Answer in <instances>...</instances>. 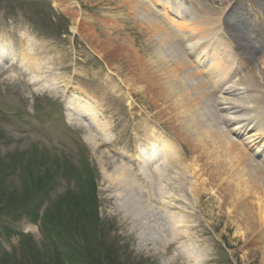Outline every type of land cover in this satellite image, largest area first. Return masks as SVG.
<instances>
[{"label":"rangeland","instance_id":"374dc122","mask_svg":"<svg viewBox=\"0 0 264 264\" xmlns=\"http://www.w3.org/2000/svg\"><path fill=\"white\" fill-rule=\"evenodd\" d=\"M159 1L165 5L167 0H0V264H76L79 246L86 242L80 233L62 234L76 246L68 262L43 227L52 223L60 199L70 201L60 214L73 213L71 200L82 192H92L90 210L97 215L85 230L97 241L115 244L121 264H264V220L252 226L258 207H264V188L234 202L224 190L243 165L246 174L256 172L264 180V150L244 146L262 127L248 128L241 138L227 134L236 145L231 153L239 156V162L227 165L216 148L205 152L193 141L198 126L207 137L214 134L200 120L198 101L195 110L189 109L198 126L185 134L177 123L184 119V107L164 92L165 81H149L144 66L148 69L164 48L163 38L175 39L172 30L182 38L181 27L195 23L160 9ZM188 1L190 14L208 10L211 19L226 15L227 1L243 9V37L262 54L256 62L244 61L249 57H239L238 44L231 46L237 59L221 49L220 57L231 58L222 62L230 77L225 87L250 78L264 94V0L255 1L256 17L247 15L253 0ZM153 13L161 14L160 26L151 24ZM199 56L200 50L189 60ZM202 77L215 86L216 78ZM151 82L165 88L157 92ZM220 93L207 100L218 101ZM78 99L90 100L98 127L82 115ZM147 135H153L158 151L163 141L171 143L172 158L157 172L137 164V141ZM246 154L251 165L240 160ZM214 160L226 169L214 174ZM160 189L165 194L157 203ZM237 206L251 212L246 227L235 215Z\"/></svg>","mask_w":264,"mask_h":264},{"label":"bare ground","instance_id":"6f19581e","mask_svg":"<svg viewBox=\"0 0 264 264\" xmlns=\"http://www.w3.org/2000/svg\"><path fill=\"white\" fill-rule=\"evenodd\" d=\"M257 0H253L254 7L252 5H248V7L252 10V13H247L248 16L256 17V2ZM167 0L165 5L161 4V1H159V4L162 5L163 10H169L173 11L171 7H175L178 4H185L184 0ZM158 4V5H159ZM191 8H192V1L190 2ZM228 3L227 1V13L226 17L224 15L217 19V18H210L212 15L208 10H203V15L197 16L194 15L193 12L190 14L187 10H183V8L180 10L178 7L176 10V15L178 17L181 16H188L192 18L193 27L190 28H184L181 27V29L184 31L185 36L182 38L178 37V33L175 30H172V36L175 37L173 40L164 39L163 38V46L162 49L156 53L155 60L150 62L148 64V69L146 66L144 68L147 70V73L149 75V81L153 79H159V82H166L165 86L167 91L166 93L171 95L173 98L176 99L177 103H181V106L184 107V112L181 111V114L184 116L183 120L178 121L177 123L180 124V126H183V130L185 131V134L188 135V131H194V128H197L195 126H198L197 121L195 120V115L193 113L189 112V109L193 106V109L195 110V104L198 101L199 105L201 107V110L205 112V116L202 112L203 116H200V120L209 126L214 128V134L207 137V135L201 131L202 127H199L197 129L198 135L195 134V139L193 140L194 143L199 147V149L208 152L211 148H216L214 150H217L220 154L224 155L223 161H225V164H231L229 163L231 160H234L239 162V156H237V153L234 154L231 153V150L233 151V148L236 147L234 142L229 141L227 134H235L238 137H244L246 130L250 127H256L260 126L262 129L259 130V133L252 134L251 136L247 137V141L244 144V146H248L249 150L253 149L255 146H259V148H262V151L264 150V94L260 91V88L258 86H253V84L249 81L250 78L246 79H238L237 81L233 82L232 85L225 87L227 84L226 82L230 78L227 76V72L224 70L225 67H223V60L220 59L219 55L217 53H220L221 49H224L223 43L218 42L217 45L211 44L210 41L206 42L207 39L210 38V33L212 34L215 30H217V27L221 28L222 31H224L225 35L232 41L233 45H237L242 50V55H239V57L245 58L249 57V59H244V61H253L256 62L258 60L257 56L262 54L261 50L252 49L249 48V41L243 37V29L245 30L247 28L246 22H245V15L241 11L240 7L235 8L232 7V5ZM195 7V6H194ZM183 10V11H182ZM174 13V12H173ZM160 14V13H159ZM155 14L153 13L154 17H149L151 24L154 26H160L161 20L159 19L161 14ZM194 15V16H193ZM193 16V17H192ZM259 16L262 17V14L259 12ZM184 21H181L180 24H184ZM179 25V24H178ZM203 26V28L200 27ZM166 29V28H165ZM197 29L199 30V33ZM170 30L166 29V35L170 36L169 33ZM195 32V33H194ZM189 34V35H187ZM196 35H199L195 38ZM177 38L180 41V45L177 44ZM166 40V41H165ZM188 43L184 48L182 49L181 46L183 43ZM206 42V43H205ZM218 47V48H217ZM254 47V46H253ZM208 48H210L208 50ZM200 53L203 54V60L200 58H197L194 63L198 62V65L200 68L203 66L204 62L207 61L209 52L213 53L214 59L213 62L209 65V71L210 73H206L205 69L204 71H197L193 65V63L189 60L190 55L195 53L197 50H201ZM220 49V50H215ZM1 52V49H0ZM225 53V51H223ZM209 53V54H208ZM259 53V54H258ZM228 61V59H227ZM243 61V59H242ZM138 71H136V77L138 78ZM215 71V72H214ZM201 72V73H200ZM212 73V74H211ZM209 75L211 79L216 78L217 84L212 85L211 87L207 84L206 80L204 79L205 75ZM152 86H155L157 89V92L159 90L160 85L156 84L155 82L150 83ZM224 85V86H223ZM264 85V84H263ZM165 86H163L161 89H164ZM264 89V88H263ZM221 92V96L218 97V101L215 99L213 102L210 103V99L208 96H211L215 94L216 92ZM263 100V101H262ZM77 102H80L82 104L80 108V112L83 116L94 122L96 127H98L96 123L95 113L90 111V107L88 105L91 104L90 100H81L78 99ZM93 104V103H92ZM197 106V105H196ZM219 106V107H218ZM201 110L199 112L201 113ZM224 115H221V114ZM243 113H248V115H243ZM208 115V116H206ZM230 115V116H229ZM254 116H258L259 118H255ZM209 123H208V122ZM231 125H235L232 130L229 129ZM247 128V129H246ZM231 130V131H230ZM258 132V131H256ZM155 134V133H154ZM149 136V135H147ZM146 136V137H147ZM153 135H150L147 137L148 139L145 140H138V152L141 153L137 154L136 157L138 159L137 164L140 166L146 167V172H157L162 166L169 163V160L172 158L170 155H167L169 150H171L170 142L163 141L160 144L159 151L156 148V145L153 138ZM166 137V136H165ZM263 140V141H262ZM262 141V142H261ZM197 142V143H196ZM189 143V142H187ZM147 144V145H146ZM190 144V143H189ZM260 144V145H259ZM195 145V146H196ZM243 145V144H242ZM191 146V145H190ZM196 146V147H197ZM146 147V148H145ZM233 147V148H232ZM190 150V149H189ZM196 149L191 148L189 154L193 155ZM157 151L160 155V157H157ZM260 150H257L259 152ZM193 152V153H192ZM234 154V155H233ZM258 154V153H257ZM255 155V154H254ZM257 157V155H255ZM147 157V159H146ZM156 157L157 160L156 161ZM220 157V156H219ZM217 157L216 160L219 159ZM242 157L240 160H243L244 163L250 164V162H253L251 159V156L249 154L240 156ZM215 162V166L218 165L217 168H214L213 173L216 174L217 170L222 171L225 170V166L223 169L219 168V162ZM261 166L264 167V161H261ZM251 165V164H250ZM257 166V165H256ZM234 167V166H233ZM255 167V166H254ZM258 167V166H257ZM232 165L230 167L231 169ZM183 172V168H181ZM246 168L243 165V170L237 175H235L232 180H230L227 184L225 189H229V194L231 195L230 201L232 202L237 200H243L245 199L248 194H256V191L259 187V189L264 188V180L262 179L263 175H259L260 179H257L256 172L253 176L250 175V173L246 174ZM259 170V169H258ZM260 171V170H259ZM184 172L188 175V173ZM261 172V171H260ZM141 174L142 172H138ZM242 176H246L247 179H242ZM262 176V177H261ZM148 177V176H147ZM121 178H118L120 180ZM144 179V178H143ZM236 180L238 182H236ZM240 180V182H239ZM121 181V180H120ZM242 183V185H240ZM234 185L235 190L231 187ZM140 188H144L145 186L140 183L138 184ZM155 187V186H154ZM231 187V188H229ZM158 188V187H157ZM145 190V189H144ZM144 190L141 192L144 194ZM158 196H157V203L161 202V199L163 197L164 190L160 189L157 190ZM148 201L154 202L150 196L147 194ZM183 199V198H181ZM154 202V203H156ZM173 201H170L169 203H166L167 206H170ZM177 202V201H174ZM180 204L183 202L178 201ZM231 202V203H232ZM165 205L164 203H161ZM184 204V203H183ZM175 208V207H171ZM235 215L237 216V219L239 222H241L243 225L248 226L249 224V218L251 216V212L242 206H237L234 210ZM264 220V207H258L257 217L256 220L254 219L252 221L253 224H259V222H262ZM182 225V224H181Z\"/></svg>","mask_w":264,"mask_h":264},{"label":"trees","instance_id":"16d2710c","mask_svg":"<svg viewBox=\"0 0 264 264\" xmlns=\"http://www.w3.org/2000/svg\"><path fill=\"white\" fill-rule=\"evenodd\" d=\"M88 195L93 196L92 192H89ZM88 195L82 192L74 196L71 200L74 203L72 205L74 212L71 214L70 212L65 213L64 217L60 214L59 208L64 205L66 206L70 201L60 199V202L58 201L55 204L57 206L54 216L55 219L53 218L51 224H44L45 226L43 227L48 234L47 238L52 242V245L58 249V255L64 257L68 262H71V258H74L75 254L72 251L76 246L72 247L67 241L68 239L62 237V234L72 233L78 235V233H80V236L84 238L86 242L84 246H79V255H76V264H121L118 261L119 251L115 244H105L103 241H97L91 230H85V225L88 226L89 224L93 226L94 222L97 220V215L94 212L91 213L89 202H91L92 197ZM91 222H93V224H91Z\"/></svg>","mask_w":264,"mask_h":264}]
</instances>
